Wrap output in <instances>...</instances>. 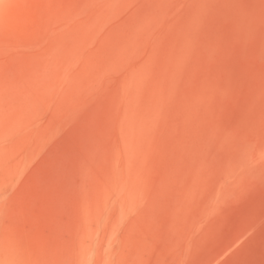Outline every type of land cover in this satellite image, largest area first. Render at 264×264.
Segmentation results:
<instances>
[{
	"label": "rangeland",
	"instance_id": "374dc122",
	"mask_svg": "<svg viewBox=\"0 0 264 264\" xmlns=\"http://www.w3.org/2000/svg\"><path fill=\"white\" fill-rule=\"evenodd\" d=\"M0 264H264V0H0Z\"/></svg>",
	"mask_w": 264,
	"mask_h": 264
}]
</instances>
